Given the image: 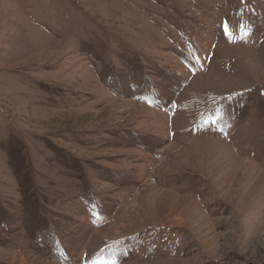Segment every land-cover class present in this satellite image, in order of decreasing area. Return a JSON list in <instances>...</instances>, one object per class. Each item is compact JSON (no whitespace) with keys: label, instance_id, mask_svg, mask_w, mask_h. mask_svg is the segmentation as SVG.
<instances>
[{"label":"rangeland","instance_id":"obj_1","mask_svg":"<svg viewBox=\"0 0 264 264\" xmlns=\"http://www.w3.org/2000/svg\"><path fill=\"white\" fill-rule=\"evenodd\" d=\"M0 264H264V0H0Z\"/></svg>","mask_w":264,"mask_h":264},{"label":"snow or ice","instance_id":"obj_2","mask_svg":"<svg viewBox=\"0 0 264 264\" xmlns=\"http://www.w3.org/2000/svg\"><path fill=\"white\" fill-rule=\"evenodd\" d=\"M225 35H226V37L228 36V29H227V27H225ZM212 123H215V121H213Z\"/></svg>","mask_w":264,"mask_h":264},{"label":"bare ground","instance_id":"obj_3","mask_svg":"<svg viewBox=\"0 0 264 264\" xmlns=\"http://www.w3.org/2000/svg\"><path fill=\"white\" fill-rule=\"evenodd\" d=\"M260 196H262V195H260Z\"/></svg>","mask_w":264,"mask_h":264}]
</instances>
